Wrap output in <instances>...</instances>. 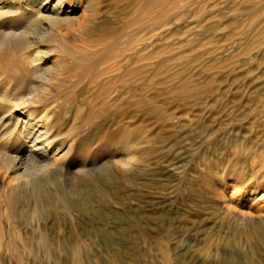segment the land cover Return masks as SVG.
Masks as SVG:
<instances>
[{"label":"rangeland","instance_id":"obj_1","mask_svg":"<svg viewBox=\"0 0 264 264\" xmlns=\"http://www.w3.org/2000/svg\"><path fill=\"white\" fill-rule=\"evenodd\" d=\"M79 2L37 70L0 49V264H264V0Z\"/></svg>","mask_w":264,"mask_h":264},{"label":"bare ground","instance_id":"obj_2","mask_svg":"<svg viewBox=\"0 0 264 264\" xmlns=\"http://www.w3.org/2000/svg\"><path fill=\"white\" fill-rule=\"evenodd\" d=\"M79 8H80L79 0L78 1L77 0L76 1H73V0H19V1L18 0H0V17L8 18L10 12H12V14H14L13 12L16 11L17 13L20 12L22 15L19 17H23L26 19L28 18L29 20L30 19L31 20H37L40 23L46 24V26L43 27V29H42L43 30L42 33L40 32L41 34H39V36H38L39 39H37L35 41L34 40L33 41H23L24 37L22 38L21 35L26 33V31L16 32L18 30L17 28H16L17 29L16 31L14 30L16 26L15 27L12 26L14 29L11 26H10V28H7L8 26H5L4 28L0 27V49L7 51V54L10 56L18 57V62L16 61L13 63L14 66H16L20 63V66L23 68H26L27 71L37 70L38 61L40 62V60L42 59V56H43V52H44L43 47H47L48 42L50 40V38H49L48 42H45V40L48 37H50L51 35L52 36H57V35L61 36L62 32H63V31H61L62 29H64V28L69 29L73 26H75V28H76L78 25L80 27V25H83L84 23H86L87 19H86V15L84 14L85 12L82 13L83 11L82 10L80 11ZM22 9L27 10V12H25ZM17 15H19V14H17ZM10 16H12V15L10 14ZM14 16H15V14H14ZM18 19H20V18H18ZM7 21H8V19H7ZM10 21H8L9 25L11 24ZM12 24H14V23H12ZM15 24H16V22H15ZM18 37H21L22 40H19ZM54 38H56V37H54ZM50 50H51V48H50ZM19 56H21V57H19ZM8 89L9 88H7V87L4 90L2 89L3 92L1 95L3 97H4L3 94L6 91L8 92ZM17 101H19V100H17ZM21 104H23V103L20 102L18 104L16 102V104L13 103L11 105L16 110H17V108L20 107L22 111L21 112L11 111V112L16 114V115H14V119H13L14 122H12L14 125H13V128L11 127L12 129L9 128L11 130L7 133V135H5V136H7V137H5V139L8 137L9 138L10 137H16V132H19L21 138L16 137L18 139L17 143L21 142L22 144H29V147L31 148L32 151H38V152L42 151V152H44V154H51L50 156H48L50 163L57 161L55 154H52L51 152L50 153L46 152L48 150L49 144H51L53 142V140H50L51 137H49L50 139H47L48 137H46V134H45L46 130L43 128L44 125L42 126L40 124V122H39L40 119H35L29 112H26L25 108L22 109ZM6 110L7 109H5V111ZM7 117H10V116H7ZM4 118H5V116H4ZM9 124H11V122ZM47 136H48V134H47ZM14 139L15 138H13V140ZM13 142L14 141H12V143ZM33 153H36V152H33ZM26 156H27V154H26ZM16 157L17 156L6 155V154L0 156V166L3 167L6 171L8 170V171L15 173V174H13L12 180H13V178L18 180L21 176L26 174V167L24 168L23 172H20V173L17 172V169H15L16 165H18V163H16V160H17ZM28 157H30V156H28ZM34 159H35V155H34ZM58 160H60V159L58 158ZM24 161H26V160H24ZM46 162H48V161H46ZM56 163L57 162L53 163V165ZM24 166H26V165H24ZM18 167H19V165H18ZM21 178H23V177H21ZM0 181L2 182V180H0ZM17 186H18V184L16 185V187ZM252 199H254V201H258L257 203H259V204H260V201L264 200V198L262 200V197L257 196L256 194L252 197ZM255 206H256V204H255ZM260 206L262 207L263 205H260ZM247 207H248L247 208L248 210L251 209L250 205H248ZM260 208L258 207L257 209H260ZM261 211H262V209H261Z\"/></svg>","mask_w":264,"mask_h":264}]
</instances>
